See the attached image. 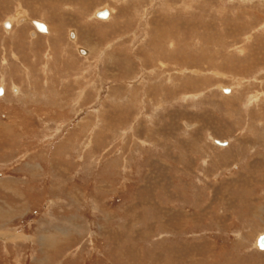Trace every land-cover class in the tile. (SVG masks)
Masks as SVG:
<instances>
[{
  "label": "rangeland",
  "instance_id": "obj_1",
  "mask_svg": "<svg viewBox=\"0 0 264 264\" xmlns=\"http://www.w3.org/2000/svg\"><path fill=\"white\" fill-rule=\"evenodd\" d=\"M247 1L0 0V264H264Z\"/></svg>",
  "mask_w": 264,
  "mask_h": 264
},
{
  "label": "bare ground",
  "instance_id": "obj_2",
  "mask_svg": "<svg viewBox=\"0 0 264 264\" xmlns=\"http://www.w3.org/2000/svg\"><path fill=\"white\" fill-rule=\"evenodd\" d=\"M243 1V3H246V2H249V1H247V0H242ZM252 2V1H251ZM259 2V1H258ZM104 10H108V12H109V16L107 17V18H99L98 16H97V14L99 13V12H101V11H104ZM95 17L97 18V19H99V20H102V21H106V20H108L109 18H110V11H109V9H108V7H105L104 9H102V10H100V11H98V12H96V14H95ZM18 20H19V18H18ZM29 22L30 21V23H31V25H33V27L35 28V30L37 31V33L38 34H40L39 36H43L44 34V36L47 38H49V37H51L52 36V34H53V31H52V28H51V26L49 25V24H45V23H43V22H41V21H38V20H30V19H28V18H22V19H20L18 22V24H21V23H24V22ZM40 22V23H42V24H44L45 26H46V30L45 31H41V30H39L36 26H35V24H34V22ZM6 27H7V31L9 30L8 28H10V25H11V22H9V21H7V23H6ZM12 27V26H11ZM37 33L35 32L34 34L35 35H37ZM33 34V33H32ZM34 38V37H33ZM47 38V39H48ZM46 39V40H47ZM70 39L71 40H74L75 39V32L74 31H71L70 32ZM84 52H86L85 50H83ZM86 54H87V52H86ZM224 89L225 88H222V91L224 92ZM263 94V93H262ZM258 96V98L260 97L259 95H257ZM250 99H258V98H254V97H249ZM256 101V100H255ZM257 102V101H256ZM220 147H222V146H220ZM223 148V147H222ZM263 235V234H262ZM262 235H260V236H258V238L256 239V242H255V248L258 250V251H260V252H264V250H261L260 249V247H259V245H258V239L262 236Z\"/></svg>",
  "mask_w": 264,
  "mask_h": 264
},
{
  "label": "water",
  "instance_id": "obj_3",
  "mask_svg": "<svg viewBox=\"0 0 264 264\" xmlns=\"http://www.w3.org/2000/svg\"><path fill=\"white\" fill-rule=\"evenodd\" d=\"M97 16L99 18H107L109 16V12L108 10H104L101 11L97 14ZM35 26L41 30V31H45L46 30V26L40 22H34ZM218 144L220 145H224V143L218 142ZM258 245L260 247L261 250H264V234L258 239Z\"/></svg>",
  "mask_w": 264,
  "mask_h": 264
},
{
  "label": "crops",
  "instance_id": "obj_4",
  "mask_svg": "<svg viewBox=\"0 0 264 264\" xmlns=\"http://www.w3.org/2000/svg\"><path fill=\"white\" fill-rule=\"evenodd\" d=\"M154 1V0H153ZM163 5H169V3H167V2H163ZM30 22V21H29ZM49 38H51V37H49Z\"/></svg>",
  "mask_w": 264,
  "mask_h": 264
},
{
  "label": "flooded vegetation",
  "instance_id": "obj_5",
  "mask_svg": "<svg viewBox=\"0 0 264 264\" xmlns=\"http://www.w3.org/2000/svg\"><path fill=\"white\" fill-rule=\"evenodd\" d=\"M22 19V18H21ZM20 20V19H19Z\"/></svg>",
  "mask_w": 264,
  "mask_h": 264
}]
</instances>
